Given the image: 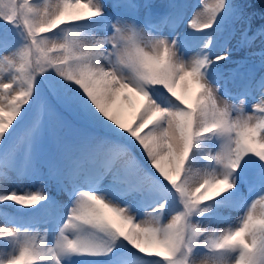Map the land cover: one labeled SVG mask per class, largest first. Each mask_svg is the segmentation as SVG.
I'll return each instance as SVG.
<instances>
[{
	"label": "snow or ice",
	"instance_id": "snow-or-ice-1",
	"mask_svg": "<svg viewBox=\"0 0 264 264\" xmlns=\"http://www.w3.org/2000/svg\"><path fill=\"white\" fill-rule=\"evenodd\" d=\"M0 21V264H264V0Z\"/></svg>",
	"mask_w": 264,
	"mask_h": 264
},
{
	"label": "rangeland",
	"instance_id": "rangeland-1",
	"mask_svg": "<svg viewBox=\"0 0 264 264\" xmlns=\"http://www.w3.org/2000/svg\"><path fill=\"white\" fill-rule=\"evenodd\" d=\"M193 2H196V0H193ZM233 43H235V41H233ZM225 98L227 99V97H225ZM234 102H235L234 100L229 99V103H234ZM131 112H132L131 107L128 106L127 104H125V106H124V113H125L124 118H125L126 122H130V120H131ZM129 115H130V118H127V116H129ZM201 164L202 163H197L195 165V167L199 168V167H201ZM24 183L27 184L29 182L28 181H25ZM149 211H151V209H149ZM240 214L241 213H240L239 210H232L230 212H225L224 213V215L226 217H228L229 220H231V221H235V218L237 216H239ZM2 222H3L2 221V218H0V223H2ZM228 226H229V221L226 220V221H221L219 223H215V224L211 225L210 227L213 230H222V229H224V228H226Z\"/></svg>",
	"mask_w": 264,
	"mask_h": 264
},
{
	"label": "trees",
	"instance_id": "trees-1",
	"mask_svg": "<svg viewBox=\"0 0 264 264\" xmlns=\"http://www.w3.org/2000/svg\"><path fill=\"white\" fill-rule=\"evenodd\" d=\"M260 7V4H259V2L257 3V8H259Z\"/></svg>",
	"mask_w": 264,
	"mask_h": 264
}]
</instances>
